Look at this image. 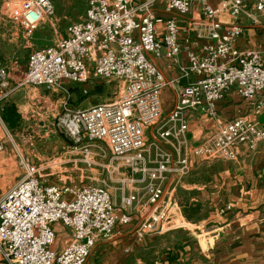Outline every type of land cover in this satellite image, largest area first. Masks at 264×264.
Returning <instances> with one entry per match:
<instances>
[{
	"label": "built area",
	"instance_id": "2783aa9c",
	"mask_svg": "<svg viewBox=\"0 0 264 264\" xmlns=\"http://www.w3.org/2000/svg\"><path fill=\"white\" fill-rule=\"evenodd\" d=\"M52 1L29 0L18 15L26 29L48 24L55 39L28 54L24 75L14 84L0 57V108L23 86L62 92L68 84H76L86 96L98 79L118 82L114 100L84 108L64 103L55 116L57 128L72 142L70 154H80L79 172L97 165L107 177L99 185L67 179L47 183L40 166L19 155L21 176L0 196L3 264H84L99 239L109 238L116 224H129L134 216L139 219L134 229L137 237L161 233L176 205L163 198V183L169 175L176 182L187 175L191 155L232 161L241 147L255 151L264 140V127L244 115L218 119V103L231 89L248 100L255 113L264 107V61L258 53L235 47L241 32L236 19L264 12V0H88L84 14L66 27L65 37L57 35ZM157 3L179 15H187L197 3L206 25L197 28L194 40L183 42L174 18L155 15ZM200 40L205 41L199 44ZM181 52L186 61L177 65L175 80L184 84L160 123V96L169 82L149 55L176 62ZM194 115L213 121L215 127L202 142L191 145L186 136ZM150 126H157L155 135L172 152L154 143L146 145L145 128ZM6 137L14 142L11 133ZM22 141L27 143L26 138ZM100 144L110 160L96 164L91 148L101 150ZM114 175H118V205L110 195ZM56 222L70 232L60 251L52 248ZM153 264L165 263L155 260Z\"/></svg>",
	"mask_w": 264,
	"mask_h": 264
},
{
	"label": "crops",
	"instance_id": "0c3cea01",
	"mask_svg": "<svg viewBox=\"0 0 264 264\" xmlns=\"http://www.w3.org/2000/svg\"><path fill=\"white\" fill-rule=\"evenodd\" d=\"M28 1H0V57L11 71V84L22 79L28 54L50 46L55 39L53 30L45 31L41 29V24L26 29L19 22L18 15L23 12ZM71 1L73 0H53L52 3L53 6L66 8ZM155 15L174 18L179 28V38L183 42L185 39L194 40L197 28L206 25L197 3L192 5L187 15L168 11L157 3ZM53 19L56 24L57 17ZM221 19L226 21L225 17ZM71 22L58 32L56 30L59 37L66 36V27ZM8 23L15 24L11 33V29L7 28ZM236 23L241 32L235 47L243 52L258 53L264 61V12L251 16L241 15ZM8 36L11 38L7 39ZM39 37H44L45 42L37 41ZM204 41L200 40L199 44ZM24 48L28 50L22 58L20 50ZM191 48L199 50L197 46ZM149 58L165 81L169 82L160 96L161 123L174 107L177 89L184 84L183 80L177 82L175 79L178 76L177 65L184 63L186 59L184 52L178 55L176 62L152 55ZM79 88L81 87L76 84H68L65 91L49 92L43 87H19L0 108V142L3 145L0 151V196L21 176L19 155L29 157L31 163L33 159H44L36 150L16 139V134L11 133L15 137L14 142H11L6 133L14 132L33 121L36 125H50L55 119L57 108L61 109L64 103L72 108H84L100 102L101 86H89L86 96L81 93L76 98L75 93L76 90L80 91ZM8 106H12L15 112L11 123L3 117L4 109ZM237 115H244L257 126L264 127V107L255 113L248 100L231 89L218 103V119L227 121ZM156 127L145 128L146 145L154 143L172 152L171 147L155 135ZM214 127L213 121L194 115L188 123L186 137L189 144L202 142ZM60 147L64 151L59 159L68 157L61 162L68 163L69 166L63 169V173H66L63 180L46 174L47 183H60L67 179L65 182L99 185L100 179L107 177L104 171L79 172L78 169L83 167L79 161L80 154H70V147L67 145L62 144ZM149 148L152 152L153 147ZM75 160L78 162L73 165ZM189 162L190 170L187 175L178 182L175 176L169 175L163 183V198L176 205L171 208L170 220L161 233L137 237L134 229L139 219L134 216L129 224H116L109 238L99 239L84 264H153L155 260H161L165 264H264V140L259 142L255 151L241 147L236 159L232 161L203 160L191 155ZM117 179L118 175H114L110 183V195L118 205L120 191L117 189ZM52 228L56 234L52 248L60 251L69 241L70 232L58 222Z\"/></svg>",
	"mask_w": 264,
	"mask_h": 264
},
{
	"label": "rangeland",
	"instance_id": "374dc122",
	"mask_svg": "<svg viewBox=\"0 0 264 264\" xmlns=\"http://www.w3.org/2000/svg\"><path fill=\"white\" fill-rule=\"evenodd\" d=\"M86 5V0H73L71 1L70 6L66 8L60 5H54L53 17H57V22L55 24L57 32L63 29V27H65L69 22L75 21L82 14ZM7 25V28L11 29L9 33L13 32V27L15 26V24L8 23ZM41 25H43L41 29H44L45 31L50 32L52 30L48 24L42 23ZM8 38L10 39L11 37L8 36L7 39ZM43 38L44 37H39L37 41L45 42V39ZM26 50L28 49L24 48L20 50L22 58L25 56L24 52H27ZM95 84L101 86L102 88V94L99 99L100 102L114 100L119 93L118 90L120 84H118V82L116 81H105L98 79L96 80ZM79 89L80 91L76 90V98H78L82 93L81 88ZM47 91L50 92V90ZM59 112L60 108H57V114ZM10 133L16 134V139H18L19 141H22L23 138H26L27 143H24L27 145L26 147L33 148L42 157H44V159H33V164H35L36 166H40V168L42 169V174H51V178H62V180L64 179V175L66 173H63V169H67L69 165L68 163L61 162L64 159H68V157L59 159L61 152L64 151L60 146L62 144L70 146L72 142L62 133V131L57 128L55 119L50 125L43 126L42 124L36 125L33 121L32 123H28V125L26 126L20 127V129H16V131L14 132L10 131ZM12 136L13 138H15L14 135ZM100 146L101 150H98L96 147H92L91 149L92 160L96 164L101 160V163H106L110 160L108 150L106 149L104 144H100ZM115 163L116 161L113 160L112 164ZM84 172H102V170L97 165H93L91 169Z\"/></svg>",
	"mask_w": 264,
	"mask_h": 264
},
{
	"label": "trees",
	"instance_id": "16d2710c",
	"mask_svg": "<svg viewBox=\"0 0 264 264\" xmlns=\"http://www.w3.org/2000/svg\"><path fill=\"white\" fill-rule=\"evenodd\" d=\"M13 116H15L14 108L12 106L6 107L3 112V117L5 118V120H9V122L11 123Z\"/></svg>",
	"mask_w": 264,
	"mask_h": 264
}]
</instances>
